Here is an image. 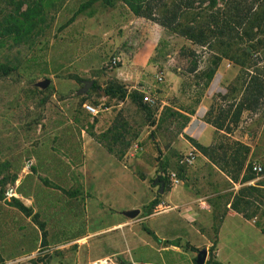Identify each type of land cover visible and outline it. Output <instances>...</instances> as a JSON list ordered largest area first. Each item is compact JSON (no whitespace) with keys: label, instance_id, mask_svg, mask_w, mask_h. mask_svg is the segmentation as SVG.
Masks as SVG:
<instances>
[{"label":"rangeland","instance_id":"rangeland-1","mask_svg":"<svg viewBox=\"0 0 264 264\" xmlns=\"http://www.w3.org/2000/svg\"><path fill=\"white\" fill-rule=\"evenodd\" d=\"M230 1L150 0L149 20L127 28L114 15L121 2L0 0V264H47L62 254L55 248L62 241L85 234L77 167L83 131L118 158L138 145L136 157L152 158L169 189L171 172L207 180L198 187L210 194L212 233L230 210L264 231V0ZM137 49L145 55L134 75L140 83L126 86L129 95H152L155 105L143 102L148 111L130 97L91 91L105 90L139 59ZM63 50L70 52L64 64ZM114 58L120 62L112 68ZM200 110L208 128L195 142L206 155L184 134ZM190 145L201 155L194 170L178 164ZM221 173L233 185L212 181L226 180ZM36 241L40 252L32 255ZM252 256L245 264L264 263L263 253Z\"/></svg>","mask_w":264,"mask_h":264},{"label":"crops","instance_id":"crops-1","mask_svg":"<svg viewBox=\"0 0 264 264\" xmlns=\"http://www.w3.org/2000/svg\"><path fill=\"white\" fill-rule=\"evenodd\" d=\"M121 6L114 11L116 19L124 21L127 28L136 24L139 17L134 16L125 5ZM61 17H64V13ZM70 19L72 23L78 20L75 14ZM72 33L71 37L76 38L77 31ZM136 54L135 57L139 59H135L129 68L119 69L114 78L134 90V83H140V77L134 75L141 71L144 66L142 58L145 57L140 49L136 50ZM69 57L70 52L63 50L62 63ZM86 60L89 62L90 56ZM107 111L112 112L110 109ZM198 114L206 116L204 110H200L190 124L195 122ZM207 128V123L200 128L196 142L205 137ZM79 153L77 167L80 166L85 193V234L62 241L55 247L62 254L48 258L47 264H91L103 259H111L117 264H197L198 256L204 251L207 252L206 263L209 261L212 248L213 261L218 264H245L253 257L252 254L264 255V248L262 252L260 250V246L264 247L263 231L236 210H230L223 217L217 233H212L211 211L207 201L210 194L201 192L198 187L207 180H182L180 186L164 193L161 191L158 205L148 212L147 207L159 193L157 180L153 179L156 175H162L153 166L152 158L148 160V155L131 157L129 153L118 158L94 135L85 131ZM221 174L226 180H212L215 184L233 185L232 180ZM234 190L228 188L227 191ZM161 206L168 208V211L158 213ZM136 210L140 211L136 219L124 216V213ZM48 247L52 249L51 245ZM39 252L36 241L32 255Z\"/></svg>","mask_w":264,"mask_h":264},{"label":"trees","instance_id":"trees-1","mask_svg":"<svg viewBox=\"0 0 264 264\" xmlns=\"http://www.w3.org/2000/svg\"><path fill=\"white\" fill-rule=\"evenodd\" d=\"M99 1H101L106 7H112L114 3L121 2L130 10V12L134 16L149 20L148 17L150 16L149 14V9H150L149 1L150 0H99ZM232 1L233 0H231L230 2ZM212 4L216 6L217 0H212ZM232 4H233L234 11L241 7V6L236 5L235 2ZM91 91L97 92L100 95V97H105L107 99L120 101V102H124L128 97H130L132 102L135 103L138 106V108L143 109L144 111H148V108L143 104V95H139L138 93H132L129 95L127 86L118 82L117 80H113L105 90H102V88L98 87L97 85H94L91 88ZM190 142L192 143V145H194V147H196L197 149H199L202 153L206 155L207 152L202 147H200L198 144H196V142L194 141H190ZM221 170L225 174H227L229 178H231L234 181L236 180L235 178L237 176L231 175L225 168ZM33 171L34 169H32V172ZM167 182L168 180L164 177H160L157 179L156 185L157 187H159V193H158L157 198L147 207L148 212H151L158 205L159 198L161 196V191H163V193L168 191L169 188L167 187L168 186ZM23 211L25 210L23 209ZM150 234L154 237L152 233ZM206 264H218V263L214 262L213 260H209Z\"/></svg>","mask_w":264,"mask_h":264},{"label":"built area","instance_id":"built-area-1","mask_svg":"<svg viewBox=\"0 0 264 264\" xmlns=\"http://www.w3.org/2000/svg\"><path fill=\"white\" fill-rule=\"evenodd\" d=\"M119 62H120L119 58H114L113 60L109 61V65L112 68L117 67ZM157 82L159 85L163 84L164 78L162 76H160L157 79ZM142 95H143V102L145 103V105H148V106L155 105L156 102L149 92L146 91ZM84 109L91 116L96 117L98 115V111L94 107L85 105ZM204 125H206L205 115L204 114H198L195 122H193V124H190V126L185 129V132H184V134L186 135L185 137L189 141L195 142V140H197V138H198L200 128ZM140 151H141L140 147L138 145H136L132 148V150L129 152L128 155H130L131 157H136V155ZM196 161H197V151H196V149H193L190 153L183 155L180 158L178 164L181 168H184V169L187 168L188 169V168H192L196 164ZM253 171L259 175L263 172V168L260 165H257V166H254ZM168 179H169L171 188L178 187L182 184V179L180 177V173H178V172H171L168 175ZM13 194L14 193L11 192V195H13ZM167 211H168V208H166L165 206H161L159 208L158 213L161 214V213H165ZM91 264H117V263H115L111 259H103V260H98L96 262H93Z\"/></svg>","mask_w":264,"mask_h":264},{"label":"water","instance_id":"water-1","mask_svg":"<svg viewBox=\"0 0 264 264\" xmlns=\"http://www.w3.org/2000/svg\"><path fill=\"white\" fill-rule=\"evenodd\" d=\"M90 85H92V84H90ZM48 86H49V82L42 85L43 88H47ZM139 215H140L139 210L124 213V216H126L127 218L132 219V220L136 219ZM206 258H207V252L204 251L198 256L197 264H205Z\"/></svg>","mask_w":264,"mask_h":264}]
</instances>
